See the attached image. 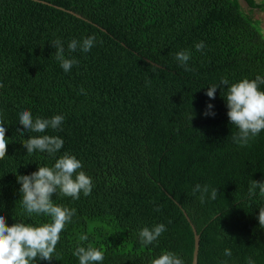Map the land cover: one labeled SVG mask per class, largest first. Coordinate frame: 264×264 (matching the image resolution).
<instances>
[{
    "label": "trees",
    "instance_id": "obj_1",
    "mask_svg": "<svg viewBox=\"0 0 264 264\" xmlns=\"http://www.w3.org/2000/svg\"><path fill=\"white\" fill-rule=\"evenodd\" d=\"M242 1L264 11V0ZM241 9L240 0H0V120L8 139L0 213L9 226L50 222L27 216L16 177L53 166L65 152L93 183L78 200L53 194L75 215L53 259L36 264H79L78 242L104 252L97 264H150L164 251L191 264L190 222L199 235L197 264H247L248 257L264 264V196L257 189L248 197L252 180L264 182V131L250 146L234 143L238 129L224 98L231 84L264 77V35ZM88 36L96 37L89 52L68 53L71 40ZM57 39L66 58L79 61L67 73L55 59ZM182 50L190 53V71L175 59ZM224 79L228 86L220 85ZM211 85L219 86L214 99L206 95ZM23 110L64 121L58 130L22 136ZM40 135L63 139L55 157L27 154L22 143ZM197 184L209 187L204 203L193 193ZM161 223L158 240L141 244L140 230Z\"/></svg>",
    "mask_w": 264,
    "mask_h": 264
},
{
    "label": "clouds",
    "instance_id": "obj_2",
    "mask_svg": "<svg viewBox=\"0 0 264 264\" xmlns=\"http://www.w3.org/2000/svg\"><path fill=\"white\" fill-rule=\"evenodd\" d=\"M96 42L95 36H88L82 41L71 40L67 45L68 53H74L79 48L81 52H89ZM55 48V59L59 61L64 72H69L79 61L75 57L66 58L63 43L57 39L52 42ZM205 45L201 41L195 45L197 51H202ZM175 59L179 66L185 71L191 69L187 66L190 53L186 50L177 52ZM147 83H150L148 81ZM220 85H229V82L221 80ZM264 77L256 76L255 79L244 78L239 82L227 87L226 105L227 116L231 125H235L238 131L232 134L234 143L241 147L250 146V141L254 140L261 131H264ZM5 85L0 83V88ZM219 86L208 87L206 95L214 99ZM81 92L84 89L81 88ZM213 105L208 104L211 109ZM205 115H215L214 112H205ZM64 121L63 115H54L51 118H41L33 116L29 110H23L19 114V124L22 128H17V133L24 135L25 132L45 133L47 129L58 130ZM6 128L4 122L0 120V159L6 156L8 139L5 135ZM64 141L55 135L31 136L22 145L27 150V154L36 151L47 153L51 157L59 152ZM82 162L76 156L65 152L58 159H55L53 166H38V170L28 175H17V182L21 185V203L29 218L33 214L43 215L49 218L50 222L38 225L18 220L9 226L5 216L0 213V264H36L37 260L51 261L56 246L60 241V234L66 225L71 222L75 215V209L54 203L52 196L54 193H62L64 196L74 200L80 199V194L85 197L92 192V179L84 171ZM257 189L259 194L264 196V182L252 180L248 190V197L252 198ZM200 192V202H205V197L209 193L207 185L201 187L197 184L193 193ZM218 196L217 188H212L210 199L216 200ZM156 211H160L156 208ZM259 225L264 228V207H259ZM166 231L164 224H157L152 228L143 227L139 232L141 244L148 246L153 244ZM79 241H88L87 235H81ZM73 255L78 257L79 264H97L104 260V252L91 244H81L78 242ZM224 255L230 257L232 251L225 248ZM247 264H255V261L248 257ZM150 264H184L183 260L171 251L162 252L157 258L150 261Z\"/></svg>",
    "mask_w": 264,
    "mask_h": 264
},
{
    "label": "rangeland",
    "instance_id": "obj_3",
    "mask_svg": "<svg viewBox=\"0 0 264 264\" xmlns=\"http://www.w3.org/2000/svg\"><path fill=\"white\" fill-rule=\"evenodd\" d=\"M240 4H241V10L243 13H246V14H249L250 17L255 20V24L258 25L257 28L258 30L261 31V33L264 35V18L259 14L257 13L255 10H250L248 8V6L245 4V2H243L242 0H240ZM260 23H258V22Z\"/></svg>",
    "mask_w": 264,
    "mask_h": 264
},
{
    "label": "water",
    "instance_id": "obj_4",
    "mask_svg": "<svg viewBox=\"0 0 264 264\" xmlns=\"http://www.w3.org/2000/svg\"><path fill=\"white\" fill-rule=\"evenodd\" d=\"M257 1H259V0H257ZM255 11L257 13H259L264 18V11H259V10H256V9H255ZM184 215H185L186 219L188 220V222H190V220L187 217L186 213H184ZM190 225H191L193 236H194V249H193V253H192V262H191V264H197L198 248H199V235L197 234L196 229L191 224V222H190Z\"/></svg>",
    "mask_w": 264,
    "mask_h": 264
}]
</instances>
